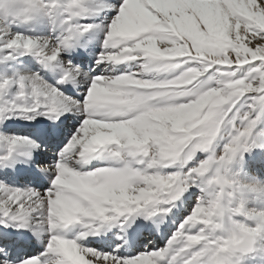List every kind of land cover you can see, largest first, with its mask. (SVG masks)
I'll use <instances>...</instances> for the list:
<instances>
[{
	"label": "snow or ice",
	"instance_id": "obj_1",
	"mask_svg": "<svg viewBox=\"0 0 264 264\" xmlns=\"http://www.w3.org/2000/svg\"><path fill=\"white\" fill-rule=\"evenodd\" d=\"M107 7L116 14L96 68L138 61L140 70L102 75L93 68L84 73L86 89L79 99L38 75L20 76L18 98L29 95L25 81L30 79L32 99L28 106L0 108V125L16 115L39 125L43 117L51 124L38 128L37 135L55 138L62 117L83 118L51 161L41 158L47 150L41 140H10L13 146L30 148L25 163L37 186L17 188L0 181V223L7 228L9 220L15 221L29 230L45 225L55 264H244L264 243V209L249 208L246 194L264 195V184H247L231 169L244 162L245 153L264 152V143L252 139L259 122L257 104L264 109V0H117ZM55 9V3L43 0H0V47L35 51L57 62L93 28L73 23L90 12L87 0H69L66 32L58 41L13 33L10 27V22L54 16ZM67 64L59 84L75 81L83 71L71 59ZM244 66L250 72L239 76ZM169 69L181 74L166 79L149 75ZM205 73L218 74L215 86L202 87ZM10 83L4 80L0 89ZM246 95L253 98L252 110L234 119V109ZM228 125L230 138L217 152L214 142ZM198 152L209 155L197 161ZM100 157L107 166L83 170ZM177 163L178 171H165ZM195 188L201 195L163 249L124 254L79 242L110 224L123 227L133 215L171 213L178 201L195 196ZM77 222L84 229L77 238L59 234ZM12 252L11 238L0 237V264H41Z\"/></svg>",
	"mask_w": 264,
	"mask_h": 264
},
{
	"label": "rangeland",
	"instance_id": "obj_2",
	"mask_svg": "<svg viewBox=\"0 0 264 264\" xmlns=\"http://www.w3.org/2000/svg\"><path fill=\"white\" fill-rule=\"evenodd\" d=\"M45 4L55 3V15L49 16L47 14L41 15L31 21H16L14 24L10 22L11 31L22 32L25 35H29L35 38H40L41 40H52L58 41L66 32V25L64 23L67 12L66 6L69 0H43ZM117 3V0H87V7L90 9V12L86 15L76 17L73 21L74 24L79 25L81 28L86 25H93V28L87 33L83 34V38L80 42L70 50H66L62 53L60 59L57 62H49L43 57L39 56L35 51H26V50H10L0 47V83L4 80H11L12 83L8 84L5 88L0 89V108L6 107L15 103L20 106H28L32 97L30 95V88L32 81L30 79L26 80L27 85L25 91L29 92V95L25 99H19V93L21 92L20 85L18 83L20 76L33 77L38 75L43 81L47 84L57 87L60 91L65 93L66 96H71L73 98L79 99L84 95L86 85L80 91L71 93L70 86L71 84L65 83L64 86H57L56 82L60 80L64 73L68 70L67 60L71 59L73 65H79L83 70L77 75V78L81 81L86 79L84 73H88L93 68H95V74L102 75H119L122 73L137 72L140 70V63L138 61H131L127 63L111 64L106 63L96 68V59L98 54L103 50L105 33L108 30V26L111 23L112 18L114 17L115 9L107 7L108 5H114ZM3 44V41H0V45ZM45 67H48L50 70L53 68L50 74L47 72ZM250 72L249 66H244L238 72L239 76H247ZM180 70L178 69H169L167 72H154L150 73L153 79H166L170 76L180 75ZM217 73L208 74L205 73L201 78L202 87L207 89L208 87L215 86L217 84ZM63 85V84H61ZM253 98L250 95L242 97L234 109L233 118L238 119L243 117V115L249 113L252 109ZM256 115L259 116V122L254 130L253 140L264 143V109H262L258 104L255 109ZM83 117H77L69 115L63 119L64 124H58L60 127L61 134L55 138L41 137L43 144L47 146V150L43 152L42 159L46 161H51L53 155L50 153L58 151L68 142V139L71 137L72 133L77 130L78 120ZM40 120L44 119L43 117L39 118ZM31 121L23 118L22 116L16 115L12 119L6 120L2 125H0V136H3V139H0V153L3 152V149L7 147L5 142L4 135H9L11 138L16 137H33L37 138V130L35 128L22 129L26 123ZM19 123L21 129L11 130L9 126L12 124ZM74 123V125H71ZM48 122H44L43 125H47ZM35 129V130H34ZM34 130V132H33ZM232 128L230 125L225 126L222 132L218 135L217 139L214 142V150L219 152L222 150V147L228 142L230 138V133ZM36 135V137H35ZM6 145V146H5ZM257 154V155H256ZM208 153L198 152L196 154L195 160L206 159ZM256 155V158L253 159V156ZM12 157H15L13 155ZM257 159V160H256ZM244 161L248 164L247 167H244L243 163L237 162L233 165L231 171L234 175H237L243 182L247 184H264V152H261L259 148L253 149L250 153L244 154ZM192 162H189L191 164ZM108 161L101 157L96 158L94 164L91 166L83 165L84 171L93 170L95 168H101L107 166ZM181 165L177 163L171 168L165 169L166 172H174L180 169ZM19 171L12 172L5 176L0 174V181H3L10 186L25 188V187H36L34 175L27 170L26 174L18 176ZM21 182V183H20ZM24 183V184H23ZM46 183V182H42ZM191 191L195 192V196L190 199H184L183 203L177 202L178 207L173 208L171 213H168L165 222L169 223L167 225L165 233L158 237L155 233H150L147 230H141L136 238L134 245L132 246L131 254L135 252H142L151 249H163L169 242L170 237L178 230L183 217L186 216L194 206L196 200L201 195L199 188H195ZM185 197H188V193L184 194ZM246 199L248 201L249 208L264 209V195H261L257 192H249L246 194ZM159 207V206H158ZM168 218V219H167ZM238 220H243L242 217H237ZM167 220V221H166ZM79 222L75 223L78 224ZM81 224L77 227L80 228ZM66 230V231H65ZM40 231H46L45 227ZM64 232V233H63ZM48 233V231H47ZM67 228L63 229L62 234L68 239H74L70 234H67ZM11 236L14 233H8L7 236ZM50 234V233H49ZM69 235V236H68ZM121 236L120 239H117L116 236ZM20 235L17 239V236H12L11 241L13 243V255L23 256V257H33L38 258L41 261V264H55L57 257L55 254L48 251V240L49 236L45 238V244L43 246H36V241L34 236L22 237ZM26 236V235H25ZM71 236V237H70ZM0 237H2L0 235ZM22 238H26L25 242ZM48 239V240H47ZM123 234L121 230L117 228L113 231L112 236L110 237L109 243L107 245H93L91 239L83 241L85 247L94 248L101 251H115L120 249L121 244L123 243ZM47 241V243H46ZM31 242V243H30ZM23 243V244H22ZM25 243V244H24ZM36 247H35V246ZM261 250L264 253V243L260 244ZM138 247V248H136ZM146 247V248H145Z\"/></svg>",
	"mask_w": 264,
	"mask_h": 264
},
{
	"label": "bare ground",
	"instance_id": "obj_3",
	"mask_svg": "<svg viewBox=\"0 0 264 264\" xmlns=\"http://www.w3.org/2000/svg\"><path fill=\"white\" fill-rule=\"evenodd\" d=\"M119 65H121V63ZM2 66H4V65L2 64ZM45 69L50 74H52L53 73L52 71H54L53 68L51 69L52 71L48 67H45ZM59 81L60 80H58L56 82L58 87L65 85V84H63V85L59 84L58 83ZM69 83L71 84V86H70V89H71L70 92L71 93L80 91L82 88H84V86H83L84 83L81 80H79L78 78H76L75 81L68 82L67 84H69ZM64 118L65 117H62V120ZM41 121H42V123L39 125L35 121H31L29 123H26L24 125V127H22V129L25 130L28 128H35L38 131V128L44 127V125H43L44 122H48V124H51L50 120L42 119ZM64 124L65 123L63 122L62 126ZM71 125H74V123H72ZM58 127H59V125H58ZM10 129L11 130H19V129H21V126L19 123L12 124L9 126V129L7 131H10ZM22 129H21V131H22ZM34 130H33V132H34ZM4 136H6L4 140L8 145L6 148L3 149V152L0 153V174H4L5 176H7L8 174H10L12 172L19 171L20 174L18 173L19 174L18 176H20V179H22L21 176L25 175L26 171L29 170V166L27 163H25V161L29 159V157L31 155V150L27 146H23V145L13 146V145H11L10 140L13 138H11L9 135H4ZM35 137H36V135H35ZM36 139L40 140L41 137L38 135V137ZM53 153H50V154L53 155ZM13 155H15V157H12ZM256 155L253 156V159H252L253 161L256 158ZM10 160L15 161V163L13 164L12 162H10ZM95 160L96 159H93L84 165L91 166L94 164ZM243 164H244V167L248 166L246 161H244ZM44 182H46V181H44ZM47 183H48V181H47ZM167 215H168V213L166 214L162 210L157 211V213L155 215H153L151 218H146L145 215H143V214L133 215L128 219V222L125 223L123 225V227H121L119 223L110 224V225L106 226L100 232V234L89 235L86 239L79 241V242L83 246H85V243L83 241H85L87 239H91L93 242L92 243L93 245H107L109 243L110 237L113 234V231L116 230L117 228H119L121 230V233L123 234V239H124L122 241L123 243L121 244L120 249H122V253H124V254H131V250H132L131 248L134 245L136 238L138 237V234L140 233L141 230H147L150 233H155L158 237H161L165 233L167 225H169V223L165 222ZM17 223L18 222L9 220L8 221L9 227H7V228L5 227V225L3 223H0V235L3 237V236H7L8 233H14L12 236H15V237L17 236V239L19 238L20 235H23L22 237H26V238H27V236H29V237L34 236L35 241H36V246H43L45 244V238L50 235L49 232L47 233V231H40L41 229H43L45 227V225H43L42 223L41 224H34L32 226V230H29L27 228H18L16 226ZM78 225H79V223L78 224H72V225L66 227L67 232H68L67 234H70L74 239L77 238L80 235V233L84 230L82 224H81L80 228L77 227ZM62 231H63V229L59 230V234H62ZM9 236L12 237L11 234H9ZM9 236H7V237H9ZM116 237H117V239L121 238V236H119V235ZM26 238H22V239L26 242L27 241ZM46 243H47V241H46ZM136 248H138V247H136ZM244 264H264V253L261 250V245L257 246L256 252L248 255L245 258Z\"/></svg>",
	"mask_w": 264,
	"mask_h": 264
}]
</instances>
